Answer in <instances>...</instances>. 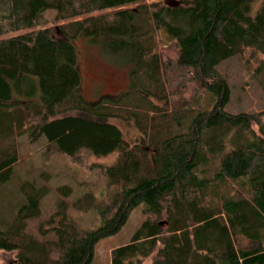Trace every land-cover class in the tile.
Here are the masks:
<instances>
[{"label": "trees", "instance_id": "1", "mask_svg": "<svg viewBox=\"0 0 264 264\" xmlns=\"http://www.w3.org/2000/svg\"><path fill=\"white\" fill-rule=\"evenodd\" d=\"M79 37L124 59L119 96L83 99ZM235 55L264 72V0H0V183L24 160L12 137L44 136L81 166L115 159L102 165L107 195L71 203L93 209L96 228H82L62 198L33 233L24 219L39 215L42 193L25 184L0 252H15L14 264H97V243L145 204L109 264H264V110L225 111L217 66Z\"/></svg>", "mask_w": 264, "mask_h": 264}, {"label": "rangeland", "instance_id": "2", "mask_svg": "<svg viewBox=\"0 0 264 264\" xmlns=\"http://www.w3.org/2000/svg\"><path fill=\"white\" fill-rule=\"evenodd\" d=\"M75 45L81 74L80 92L85 101L93 104L102 97L119 96L128 88V68L124 66L123 58L104 51L99 44L90 43L81 37L75 39ZM258 62H247L244 56L235 55L217 66L229 88V101L225 107L228 113L264 110V72L257 68ZM27 91L29 88L23 87L22 92ZM15 95L13 99L21 98ZM198 105L201 108L210 107V94L201 93ZM117 125L128 140L136 137L137 133L132 124L118 122ZM30 141L27 135L8 140V146L15 148L24 156V160L15 163L9 179L0 183V230L13 227L19 208L27 199V192L22 191L25 184L42 193L39 199V215L24 219L27 228L33 233L38 234L36 226L52 214L62 198L66 200L69 212L82 228H96L99 225L97 213L93 209L76 210L71 203L77 198L84 199L88 194L95 200H101L107 195L106 182L101 174L102 165H112L114 156L95 159L91 167L81 166L59 154L54 144L49 143L44 136H40L37 141ZM140 174L143 175V171ZM134 183L135 180L132 184ZM62 185L70 188L68 197L57 192L56 188ZM29 188L27 186L28 191ZM233 193H236V189ZM144 208L145 204L137 206L118 232L97 243L94 262L109 264L111 250L127 244L140 227L145 218ZM15 259V252H0V264H14Z\"/></svg>", "mask_w": 264, "mask_h": 264}]
</instances>
